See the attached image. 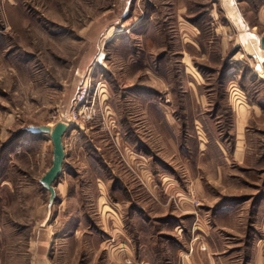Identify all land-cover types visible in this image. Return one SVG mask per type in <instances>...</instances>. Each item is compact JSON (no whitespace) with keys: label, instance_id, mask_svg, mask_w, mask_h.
Listing matches in <instances>:
<instances>
[{"label":"rangeland","instance_id":"1","mask_svg":"<svg viewBox=\"0 0 264 264\" xmlns=\"http://www.w3.org/2000/svg\"><path fill=\"white\" fill-rule=\"evenodd\" d=\"M236 1L244 26L224 0H0V264H264V0ZM59 121L49 207L28 127Z\"/></svg>","mask_w":264,"mask_h":264},{"label":"water","instance_id":"2","mask_svg":"<svg viewBox=\"0 0 264 264\" xmlns=\"http://www.w3.org/2000/svg\"><path fill=\"white\" fill-rule=\"evenodd\" d=\"M259 47L262 51H264V36H261L259 40ZM245 50L248 55L254 58V61L257 62L255 55H253L252 48L250 46H246ZM255 72H261V66L257 62L254 68ZM68 130V124L65 121L57 122L53 127L47 125H31L28 127V131L35 135L46 134L49 135L51 143H52V161L51 166L45 172V174L40 178L41 186L49 192V207L53 203L56 192L53 186V183L58 178L62 171L63 162L65 159V151L62 142V138L64 133Z\"/></svg>","mask_w":264,"mask_h":264},{"label":"crops","instance_id":"3","mask_svg":"<svg viewBox=\"0 0 264 264\" xmlns=\"http://www.w3.org/2000/svg\"><path fill=\"white\" fill-rule=\"evenodd\" d=\"M224 1H225L224 4L227 6L228 10H230V16H231V18H233L234 20H236V22H238L240 24H243V26H244L245 25V20L243 18L242 13H241L242 11H240V7L238 5V1H236V0H224ZM259 50H261V49H259ZM258 97H259V100L257 102V106L256 107H253L254 115L255 116L256 115H258V116L259 115L264 116V98L261 96V93L260 92L258 94ZM241 127H242V124H240L237 121L236 134H241L242 133V131L239 130ZM210 134L212 135V133H210ZM236 150H238V148H236ZM236 158L239 160L240 159V154L237 153L236 154ZM253 208L254 209H257V211H258L259 205L257 204L255 206H253ZM221 211L223 212L224 210H218V213L221 212ZM184 254H185V257H189L190 256V258L192 259V261L190 260V262L187 263L186 260H181V258L178 256L179 257V260H180V263L179 264H205L203 261H199L197 259L196 254L195 253L193 254V252H191V251L190 252H185ZM178 255H181V254H178ZM207 263L209 264V260L208 259H207Z\"/></svg>","mask_w":264,"mask_h":264},{"label":"bare ground","instance_id":"4","mask_svg":"<svg viewBox=\"0 0 264 264\" xmlns=\"http://www.w3.org/2000/svg\"><path fill=\"white\" fill-rule=\"evenodd\" d=\"M259 61H261V58H260V60H259ZM261 77H264V76H262V75H261ZM87 82H88V81H87Z\"/></svg>","mask_w":264,"mask_h":264}]
</instances>
